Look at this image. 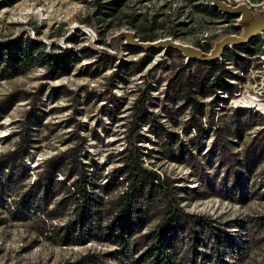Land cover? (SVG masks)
<instances>
[{
	"label": "rangeland",
	"instance_id": "374dc122",
	"mask_svg": "<svg viewBox=\"0 0 264 264\" xmlns=\"http://www.w3.org/2000/svg\"><path fill=\"white\" fill-rule=\"evenodd\" d=\"M111 1L0 0V44L32 39V56L69 55L52 78L37 57L0 80V264L66 263L110 250L58 245L49 232L72 217L71 206L44 223L37 212L14 220L9 210L45 183L46 160L57 164L51 177L70 182L88 170L99 182L130 163L132 148L170 187L135 237L134 257L170 207L179 221L165 235L179 264H264V0H196L229 18L188 0H118L105 17ZM259 38L253 55L223 58L226 48ZM215 63L225 70L221 84L210 93L196 87L210 83ZM189 87L196 111L184 103ZM141 94L142 125L130 129Z\"/></svg>",
	"mask_w": 264,
	"mask_h": 264
},
{
	"label": "trees",
	"instance_id": "16d2710c",
	"mask_svg": "<svg viewBox=\"0 0 264 264\" xmlns=\"http://www.w3.org/2000/svg\"><path fill=\"white\" fill-rule=\"evenodd\" d=\"M188 1L192 3L193 7L199 5L198 11L206 15L216 18H229V16H223L209 5L198 2L197 4L196 0ZM111 3L113 6L105 7L108 11L100 12L105 17L106 15L114 16L117 12L118 0H112ZM152 37L144 36L142 40H151ZM250 44L252 46L226 48L222 56L223 58H232L229 55L240 56L235 50L243 55L251 56L263 45V40L262 38L255 39ZM194 45L203 52H207L210 48L207 43L197 42ZM38 46L39 43L32 39H26L24 43L17 40L1 43L0 80L6 71L12 72L19 67L26 66L36 60L37 57L42 59V65L45 66V77L52 78L64 68L69 59L68 54L47 55L38 50V56H32L33 51L37 50ZM186 63H190V60ZM209 67L214 71L210 83L207 85H204L202 81L194 83H196V87H207V91L210 93L214 86L220 85L223 81L225 70L218 63ZM191 94L192 89L189 87L183 97L184 103L196 111L199 102H196ZM143 100V94H141L140 99L135 100L132 105L130 129L139 130L142 125L141 119L146 112L145 109L141 108ZM21 142H23V138L18 139L16 147H19ZM135 153L136 148H132L131 154L133 156L130 163L124 167L114 168L109 172L107 179L100 180L101 182L92 179L87 173L88 170L77 172L70 182L68 179L66 181L56 179L51 176L53 174L52 169L57 164L55 165V162L50 164L51 162L46 160V166L41 173V180H45V183L42 181V185H39L40 189H35L34 192L29 193L24 192L18 199L13 200L12 210H9L11 217L14 220H21L25 213L31 212L34 215L37 212L42 215L40 217L44 223L45 219L54 218L56 213L65 211L71 206L72 217L62 225L52 227L51 232H49L55 236L58 245H84L88 242H98L112 247L104 252L103 256L85 252L72 262L58 264H109L106 260L112 261V264H179V251L171 245L165 235V231L179 221L178 212L170 207L161 216L157 224L158 227L144 235L146 241L144 249L137 257L133 256L132 244L135 237L141 235L149 222V215L154 202L160 197L168 199L170 188L163 179L159 178L157 173L143 166L141 161L135 157ZM22 160L23 156L19 159L20 165H22ZM11 177V174H6L4 180H10ZM120 186L123 189L118 190L117 188ZM213 239L218 246H222L218 239ZM204 257L207 258L208 256L204 255ZM101 258H105V260L101 261Z\"/></svg>",
	"mask_w": 264,
	"mask_h": 264
},
{
	"label": "water",
	"instance_id": "95a60500",
	"mask_svg": "<svg viewBox=\"0 0 264 264\" xmlns=\"http://www.w3.org/2000/svg\"><path fill=\"white\" fill-rule=\"evenodd\" d=\"M196 51V50H195ZM199 55H200V52H199Z\"/></svg>",
	"mask_w": 264,
	"mask_h": 264
}]
</instances>
